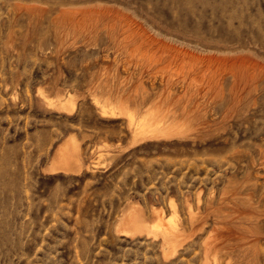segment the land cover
Masks as SVG:
<instances>
[{
    "label": "rangeland",
    "instance_id": "obj_1",
    "mask_svg": "<svg viewBox=\"0 0 264 264\" xmlns=\"http://www.w3.org/2000/svg\"><path fill=\"white\" fill-rule=\"evenodd\" d=\"M0 264H264V0H0Z\"/></svg>",
    "mask_w": 264,
    "mask_h": 264
},
{
    "label": "bare ground",
    "instance_id": "obj_2",
    "mask_svg": "<svg viewBox=\"0 0 264 264\" xmlns=\"http://www.w3.org/2000/svg\"><path fill=\"white\" fill-rule=\"evenodd\" d=\"M66 165V164H65ZM63 166V165H62ZM65 167V166H64ZM123 231V230H122ZM125 231H126V229H125ZM129 231V230H128ZM169 234V233H168Z\"/></svg>",
    "mask_w": 264,
    "mask_h": 264
}]
</instances>
